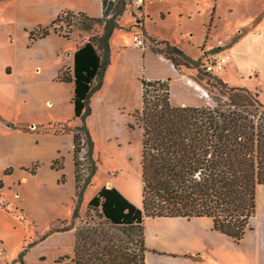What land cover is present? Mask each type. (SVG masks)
<instances>
[{"label":"trees","instance_id":"obj_1","mask_svg":"<svg viewBox=\"0 0 264 264\" xmlns=\"http://www.w3.org/2000/svg\"><path fill=\"white\" fill-rule=\"evenodd\" d=\"M100 1L103 9L100 18L63 12L48 26L29 33L30 43L50 34L68 39L67 33L60 34L57 25L68 27L77 18L86 32L94 25L101 28V35L91 36L77 46L73 68L60 70L55 78L58 83H73L72 120L79 123L72 133L74 207L70 223L59 230L50 229L23 246L13 264H25L29 251L52 234L70 231H73L72 256H64L57 263L70 259L71 264H146L145 219H208L212 231L240 242L251 229L256 190L264 186V33L261 92L228 87L203 73V77H211L215 82L218 97L214 106L173 107L169 80H140L141 107L133 112L132 118L141 131L142 212L115 188L102 187L87 203V210L100 222L89 226L86 221L84 226L75 228L84 191L96 172L93 141L85 124L91 114L89 101L101 88L110 63L109 41L114 31L122 30L119 23L128 7V0ZM142 34L149 44L146 47L163 56L177 71L180 72V67L199 70L200 58L193 60L169 42L149 36L144 30ZM220 50L217 48L215 52ZM83 147L85 162L80 168L77 153ZM57 161H53L51 168L59 172L63 165L56 167ZM36 168L37 164L29 173L34 175ZM82 170L87 172L84 178ZM8 174L10 170L5 172ZM63 181L61 174L59 182ZM44 260L40 258L41 262Z\"/></svg>","mask_w":264,"mask_h":264},{"label":"rangeland","instance_id":"obj_2","mask_svg":"<svg viewBox=\"0 0 264 264\" xmlns=\"http://www.w3.org/2000/svg\"><path fill=\"white\" fill-rule=\"evenodd\" d=\"M135 1L128 0L127 15L119 23L122 31L114 34V44L124 46L127 39L140 36L142 22L147 31L158 36L173 37L177 30L190 28L194 35L193 46L190 45L186 49L193 55L198 52L197 45H202L205 39H210L209 44L212 45L219 40H226L227 35L231 37L230 42H233L235 38H244L254 33L250 46L256 65L258 35L264 33V0H143L142 5H136ZM64 2L65 0H0V64L19 63L21 74L18 81L23 83L24 88L8 100L0 97V125L4 123L18 125L22 121L20 118L22 111L31 114L34 112V118L24 119L33 120L42 134L55 136L72 134L73 128L79 124L78 121L72 120L69 94L54 82L57 63L53 53L59 49L58 46L50 36L40 43L29 42V33L49 25L52 14L50 8L53 4L59 5ZM143 5L145 10H140ZM166 12L170 14L163 20L161 14ZM78 21V18L72 20L68 27L65 24H58L57 28H61L60 34L67 33L68 39L75 40L77 45L91 36L101 35L99 26L94 25L91 31L86 32ZM143 42L145 46L148 44L144 39ZM228 45L229 42L224 43L220 51L226 54ZM67 46L71 48L72 44ZM202 48L204 49V46ZM215 50L209 51L207 46L206 51H202L199 57L200 63L205 55ZM228 69L229 64L222 75L215 78L228 87H242L240 86L242 84L250 91L261 92L262 86H255V74L251 76L253 81L240 83L230 78L232 75ZM180 72L196 80L206 91L205 100L209 106H214L218 92L214 87L213 78L203 77L200 68L197 71L180 67ZM223 74L229 77L227 82L222 79ZM16 82L17 79L14 78L11 83ZM109 122L110 126H104L98 117L90 121L93 138L92 158L96 172L84 191L78 211L79 218L74 223L75 228L84 226L86 221L89 226H97L100 220L92 211L87 210V203L97 190L108 184L111 188L120 190L126 199L142 212L141 131L134 126V119L130 120L127 114ZM130 125L134 128L130 129ZM45 144L48 145L47 142ZM69 145L70 141L67 139L62 148L64 160L58 157L55 165L60 167L63 161L66 163L64 173L66 178L64 176V181L59 182V185H64L66 180L67 182L61 193H56L53 189L54 175L46 168L44 161L38 166L41 187H37L36 182L27 180L21 190L17 191L18 195L15 192L19 178L16 176L6 178L0 172V182L3 186L0 189V204L4 205L0 213V264H13L23 246L42 237L50 229L59 230L69 225L74 207V197L72 206L69 197L71 191ZM77 158L81 168V164L85 162L84 147L77 153ZM81 175L84 178L87 172L82 170ZM171 221L144 220L145 240L149 246L156 245L158 250H155L158 255H148L151 261H166L168 257L160 256L162 252L179 253L174 246L175 243L168 238H176L178 232H184L190 238L206 224L205 220L189 223ZM263 222L264 186H261L256 190V211L252 224L259 227ZM72 244L73 236L70 233H54L29 251L25 257V264H71L70 259L57 262L64 256H72ZM195 245L197 244L191 239L186 242V247L191 249ZM148 252L153 254V250ZM221 253L231 255L229 252ZM204 255L212 257L210 252H205ZM41 257L45 259L42 262ZM236 260L242 263L240 258Z\"/></svg>","mask_w":264,"mask_h":264},{"label":"crops","instance_id":"obj_3","mask_svg":"<svg viewBox=\"0 0 264 264\" xmlns=\"http://www.w3.org/2000/svg\"><path fill=\"white\" fill-rule=\"evenodd\" d=\"M139 9L145 10V6L143 5ZM50 10L52 11L50 23L63 12H69L75 15L84 14L89 18H100L103 13L100 0H65L64 3L59 5L53 4ZM169 14L168 12L162 13L161 18L164 20ZM182 14L180 16H182ZM126 15L127 11L124 16ZM184 16L187 15L184 14ZM141 27V30H144L147 35L169 42L193 60H198L202 51H206L207 46L209 51H213L214 49L221 48L224 43L226 44L229 42L225 52L229 59L228 71H230L232 75L230 78L237 82L244 83L245 81H253L251 76L255 74V86H263V33L261 36L258 35V60L255 65L253 61L254 53L251 54L252 51L250 46L254 39V33L248 34L244 38H235L233 42H230L231 37L227 35L225 38L226 40H219L216 44L212 45L209 44L210 39H205L202 45H197L198 52L196 55H193L186 49V47L188 48L190 45L193 46L192 41L194 40V35L191 33L190 28H186L182 31L179 29L174 32L173 37H166L158 36L147 31L143 22ZM117 31L122 30L114 31L110 38V63L104 72L101 88L90 97L89 101L91 114L85 120V124L91 138L92 129L90 121L94 117H98L103 122L104 126H110L109 121L123 114H127L130 120L133 119V112L141 107V79L147 81L169 80L170 104L173 107L198 108L209 106L202 95L203 89L198 83L189 77L188 74L177 71L163 56L152 53L146 46L143 49L135 47L132 39H127L124 46L114 44L113 36ZM49 36L59 48L53 53V58L57 63L54 82L60 89H65L69 94L70 105L73 112V105L71 103L74 88L73 83H58L55 81V78L58 72L63 68H68L70 70L73 68V55L78 45L75 40L63 38L57 34H50ZM138 38L143 40V34L141 33ZM44 39L35 41L34 44L40 43ZM68 44H72V47L70 48L67 46ZM203 46L204 49L202 48ZM19 66V63L11 65L8 63L0 64V97L6 100L14 96L16 92H20L24 89L23 83L18 81L20 78L19 75L21 74V68H19ZM14 78L17 79V82L11 83ZM228 78L223 74L222 79L224 81L227 82ZM240 86L244 87L242 84H240ZM49 105H51V103H49ZM24 117L34 118L35 114L33 111L32 114L22 111L20 115L22 121H20L18 125H13L11 123L0 125V172L6 178L14 176L19 178L17 179V190L15 192L16 195H18L17 191L21 190L23 183L27 180L36 182L37 187H41V183L38 180L40 174L38 166L41 164V161H44L43 163L46 168H48L50 172L52 171L54 175V185L52 184L53 189L56 193H61L67 180L64 185H59V178L61 174L65 173L66 163L63 161V170L59 172L52 170L51 166L53 161L58 159V157H62L64 160L62 148L63 144L68 139L70 141L69 151L71 153L69 163L71 166V191L69 197L72 206L74 197L72 134L68 133L60 136L42 134L37 128L38 125H36L33 120L24 119ZM7 125H12V127H8ZM45 142H47L48 145H46ZM36 164L37 168L35 174L31 175L29 170ZM8 170H10V174L5 175V172ZM64 176L66 178V174H64ZM105 187L111 188V185L108 184ZM99 190H97V192ZM118 191L123 195L120 190ZM123 196L125 197V195ZM1 208L4 207L0 206V213ZM204 220L206 224L202 226L198 233L192 234V237L190 236L189 238L184 232H178L176 238H168L172 243H175L174 246L179 253L162 252L163 254L160 256L168 257L166 261H151L149 259L148 255H158L155 252V250H158L156 249V245L151 244V246H149L144 236V243L147 248L144 254V262L146 264H240L239 261L236 260L240 258L241 264H264V222L261 226L255 227L252 224V218L250 220L251 229L245 233L243 239L238 243H235L232 239L224 235L212 231L211 222L208 219H191L181 222L189 223L191 221ZM68 233L73 236V231ZM189 239L193 240L194 244H197L192 249L186 247V242ZM148 250H153V254L149 253ZM222 251H224V253L229 252L231 255H224L221 253ZM205 252H210V256L212 257H206V255H204Z\"/></svg>","mask_w":264,"mask_h":264},{"label":"built area","instance_id":"obj_4","mask_svg":"<svg viewBox=\"0 0 264 264\" xmlns=\"http://www.w3.org/2000/svg\"><path fill=\"white\" fill-rule=\"evenodd\" d=\"M111 1H115V0H111ZM135 4L142 5L143 0H136ZM132 42L135 47H138L141 49L145 47L143 40L138 38L137 36L132 37ZM228 63H229V59L224 52L222 51L213 52L203 57L200 63V69L203 73L209 76L219 77L225 71V68L228 65ZM202 95L204 98H206L207 97L206 91L202 90Z\"/></svg>","mask_w":264,"mask_h":264},{"label":"bare ground","instance_id":"obj_5","mask_svg":"<svg viewBox=\"0 0 264 264\" xmlns=\"http://www.w3.org/2000/svg\"><path fill=\"white\" fill-rule=\"evenodd\" d=\"M261 187V186H260ZM175 221H179V222H181L182 220H175Z\"/></svg>","mask_w":264,"mask_h":264}]
</instances>
